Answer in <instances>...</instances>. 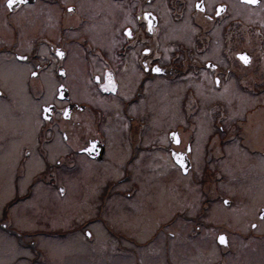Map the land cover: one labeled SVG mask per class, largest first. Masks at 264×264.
<instances>
[{"label": "flooded vegetation", "instance_id": "flooded-vegetation-1", "mask_svg": "<svg viewBox=\"0 0 264 264\" xmlns=\"http://www.w3.org/2000/svg\"><path fill=\"white\" fill-rule=\"evenodd\" d=\"M252 117L264 127V0H0V230L31 252L0 264H54L39 234L67 218L120 264L264 246Z\"/></svg>", "mask_w": 264, "mask_h": 264}, {"label": "rangeland", "instance_id": "rangeland-1", "mask_svg": "<svg viewBox=\"0 0 264 264\" xmlns=\"http://www.w3.org/2000/svg\"><path fill=\"white\" fill-rule=\"evenodd\" d=\"M34 107V103L29 107L28 112L31 118L33 117ZM15 110L18 111L16 105ZM252 118L249 128L250 134L253 136L254 142L258 143L260 139H262V136L264 138V127L262 126L260 130H257L259 127L256 123L257 119L255 117ZM32 121L30 126L35 128L36 119L32 118ZM64 200L65 199L61 198L58 205H61ZM57 210L56 208H45L42 212H39V219H37L36 215L34 217L24 216L22 223L23 228L34 229L38 222L44 223L52 219V215ZM47 217L49 219H46ZM73 223H76V221L72 220V218H67L60 224L61 228L64 229L54 230L56 232L46 230L39 234V245L44 252L43 259L45 261L54 262V264H120L117 262L116 255L113 254V259H110L109 256L111 254L110 249L115 251L116 247L105 246L102 237L98 239L99 242L90 246V242L84 241L80 233V236H74V234L71 235L70 233L63 235V231L70 230L69 227ZM28 234L29 237H35L33 233ZM11 239L12 237L8 233L0 230V262L16 259L17 257L19 258V256L26 253L31 255V252H27L26 250L24 252L22 249H17L18 247H13L15 243H13ZM190 247L193 249L189 252V247L187 245L178 247V250L175 249V252L178 253L181 249L183 253L180 252V256L176 260L173 258L172 264H222V261H226L229 264H264V246L262 245L255 247L238 246L232 248V251H230V248H223V250H220L213 244L205 247H198L196 244H193ZM152 249L149 248L147 253H143L145 260L142 264H166L160 251L159 253L152 254ZM121 264H134V262H131V259L128 257V259Z\"/></svg>", "mask_w": 264, "mask_h": 264}, {"label": "snow or ice", "instance_id": "snow-or-ice-1", "mask_svg": "<svg viewBox=\"0 0 264 264\" xmlns=\"http://www.w3.org/2000/svg\"><path fill=\"white\" fill-rule=\"evenodd\" d=\"M13 3H14V0H7V5H8L9 8L12 7ZM198 7H199V5H198ZM128 34L131 35V32H129ZM145 51H147V49ZM241 59H243L245 62H247L248 58L246 56H241ZM153 71H157L158 72V71H160V69L159 68H155V69H153ZM172 135L175 136L176 134L173 133ZM177 143H179V140H177ZM87 150L88 149H85V151H87ZM177 155H179V154H177ZM220 239L223 241L224 237L221 236Z\"/></svg>", "mask_w": 264, "mask_h": 264}, {"label": "water", "instance_id": "water-1", "mask_svg": "<svg viewBox=\"0 0 264 264\" xmlns=\"http://www.w3.org/2000/svg\"><path fill=\"white\" fill-rule=\"evenodd\" d=\"M5 226V225H4Z\"/></svg>", "mask_w": 264, "mask_h": 264}]
</instances>
